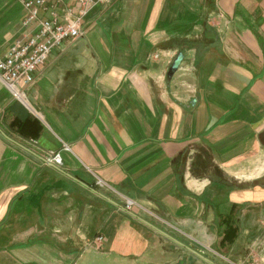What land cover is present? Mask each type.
<instances>
[{
  "label": "crops",
  "instance_id": "obj_1",
  "mask_svg": "<svg viewBox=\"0 0 264 264\" xmlns=\"http://www.w3.org/2000/svg\"><path fill=\"white\" fill-rule=\"evenodd\" d=\"M110 1L25 102L0 80V264H264V0ZM26 15L0 0V57Z\"/></svg>",
  "mask_w": 264,
  "mask_h": 264
},
{
  "label": "built area",
  "instance_id": "obj_2",
  "mask_svg": "<svg viewBox=\"0 0 264 264\" xmlns=\"http://www.w3.org/2000/svg\"><path fill=\"white\" fill-rule=\"evenodd\" d=\"M110 0H22L27 12L24 26L36 21V29L23 38L16 39L6 53L0 57V80L10 93L20 101L25 102L22 86L30 85L34 78L33 72L45 64L52 49L61 42H73L83 36L88 12L94 7L101 9ZM45 16L39 17L40 12ZM45 161L56 166L62 164L60 152L48 150ZM126 203V208L130 207ZM99 243L102 236H96ZM99 247V245H97Z\"/></svg>",
  "mask_w": 264,
  "mask_h": 264
},
{
  "label": "water",
  "instance_id": "obj_3",
  "mask_svg": "<svg viewBox=\"0 0 264 264\" xmlns=\"http://www.w3.org/2000/svg\"><path fill=\"white\" fill-rule=\"evenodd\" d=\"M183 54L181 51H179V53H177L175 55V57L173 58L174 60L172 61V63L169 65V67L167 68L165 74H166V81L169 82L170 79L172 78V76L174 75V72L178 69L180 62L182 61ZM146 222V221H145ZM147 224H149L148 222H146ZM151 225V224H150ZM159 230V229H158ZM159 232L165 236L166 238H168L169 240L171 239L172 241H174V243H176L178 246H181L183 248H186L188 251L192 252L193 254H195L198 257H204L203 254L201 252H198L197 250H195L194 248H192V246L189 245H184L182 242H180L178 239L174 238L171 235H168L166 232L159 230Z\"/></svg>",
  "mask_w": 264,
  "mask_h": 264
},
{
  "label": "trees",
  "instance_id": "obj_4",
  "mask_svg": "<svg viewBox=\"0 0 264 264\" xmlns=\"http://www.w3.org/2000/svg\"><path fill=\"white\" fill-rule=\"evenodd\" d=\"M220 221H222V223L225 224L221 244L224 243L230 244L237 237L236 234L238 227L237 225L236 226H233L232 224L228 225L229 223L234 222L232 221L231 213L229 214V216H224Z\"/></svg>",
  "mask_w": 264,
  "mask_h": 264
}]
</instances>
